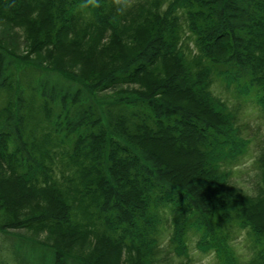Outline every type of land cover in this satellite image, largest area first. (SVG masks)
Here are the masks:
<instances>
[{
    "label": "trees",
    "instance_id": "trees-1",
    "mask_svg": "<svg viewBox=\"0 0 264 264\" xmlns=\"http://www.w3.org/2000/svg\"><path fill=\"white\" fill-rule=\"evenodd\" d=\"M97 2L0 0V264H194L193 239L264 264V138L250 194L229 166L251 139L213 90L264 121V0ZM49 44L64 55H35Z\"/></svg>",
    "mask_w": 264,
    "mask_h": 264
},
{
    "label": "rangeland",
    "instance_id": "rangeland-1",
    "mask_svg": "<svg viewBox=\"0 0 264 264\" xmlns=\"http://www.w3.org/2000/svg\"><path fill=\"white\" fill-rule=\"evenodd\" d=\"M16 36L22 42V46H24V42L26 41L25 34H23L22 32H18ZM95 40L98 41V38H93V39L90 38V40L86 43V45L90 46V43ZM76 48L79 49L78 46H76ZM46 51L51 52V54L56 58L58 56L64 55L63 53H58L57 46L54 44H49L47 50H45V48L39 49L35 55L44 56L45 54H49L46 53ZM73 53H77L78 56V51H76L73 47H68L67 53L64 56L63 61L66 63L68 67L74 66L75 68H77L76 64L78 61L74 58ZM213 90L219 96H221L229 104V106L239 111L238 120L245 123L244 125L247 128V136L251 139L249 153L243 159H241V164L229 166V169L233 172L232 180L236 184V187H240L241 189L249 192L250 194L256 193L257 195L258 186H256V184H259L258 182H260L261 174L256 159L261 151V147L263 144L262 139L264 138V121L260 118L259 111H254L251 108L244 107L243 106L244 101L237 99L234 96V94L231 91L227 90L226 87H223V85L215 83ZM0 94H1L0 104H2L6 101V96L5 94L2 93ZM37 235H40V237L38 238L41 240H44L46 239V237H48L47 233H40ZM51 240H57L62 244L70 245L71 247H73V249H75V251L77 252L80 251L87 256L90 255L91 258L97 257L96 256L97 246L96 244H93L91 242L77 243L67 236H64L62 238H51ZM195 241L196 239H193L192 242L190 243V246L188 247L189 256L191 257L193 263L218 264L217 260L214 258L213 255L204 254L200 252L196 248ZM252 242L253 241H251L246 237L245 233L238 232L236 234L234 246L236 247L238 253L240 254L242 262H246L255 256L256 250L254 247V243ZM163 248L168 252L170 256H174L176 260L177 259L185 260L184 256H182V258H179L175 255L171 247L169 238H166L164 240ZM170 251L172 252L170 253ZM177 262H181V261H177Z\"/></svg>",
    "mask_w": 264,
    "mask_h": 264
},
{
    "label": "clouds",
    "instance_id": "clouds-1",
    "mask_svg": "<svg viewBox=\"0 0 264 264\" xmlns=\"http://www.w3.org/2000/svg\"><path fill=\"white\" fill-rule=\"evenodd\" d=\"M114 3H116L118 6H122L124 4V0H114ZM87 4L93 7L98 6L97 0H87Z\"/></svg>",
    "mask_w": 264,
    "mask_h": 264
}]
</instances>
